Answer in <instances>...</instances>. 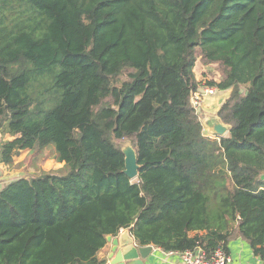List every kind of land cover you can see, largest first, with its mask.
<instances>
[{"label": "trees", "instance_id": "1", "mask_svg": "<svg viewBox=\"0 0 264 264\" xmlns=\"http://www.w3.org/2000/svg\"><path fill=\"white\" fill-rule=\"evenodd\" d=\"M199 63L230 90L228 136L192 101ZM0 133L3 163L51 143L65 163L0 190V264H102L122 229L167 252L239 235L264 257V0H0Z\"/></svg>", "mask_w": 264, "mask_h": 264}, {"label": "crops", "instance_id": "2", "mask_svg": "<svg viewBox=\"0 0 264 264\" xmlns=\"http://www.w3.org/2000/svg\"><path fill=\"white\" fill-rule=\"evenodd\" d=\"M199 80V79H198ZM200 81V80H199ZM201 82V81H200ZM206 85L200 84L199 89L197 91H203ZM220 92V91H219ZM216 92L215 95H206L203 97L201 101H203V107H208L209 104H215V110L210 112L208 115L206 114L203 119L205 133L209 135L211 138H217L213 134L210 133L208 127L205 125V119L207 116H218V111L222 104L226 101V99L230 95V90H223L224 93L219 94ZM216 102H221L216 105ZM209 106L210 108L214 106ZM1 135V133H0ZM228 136V135H227ZM12 139V138H11ZM30 149H25L20 152L19 155L14 157V162L12 164H6L0 161V190L10 181L18 177H28L34 174L41 172L42 170H50L61 168L64 166V162H59L56 157L48 158L47 166L44 163H41L40 166L38 164H34L28 161V154L30 153ZM38 165V166H37ZM28 171L33 172L32 174H28ZM129 229H122L117 236H120L122 233ZM130 231V230H129ZM197 233L204 234L205 231H197L192 230L190 235H196ZM130 234L134 237L135 243L139 244L133 233L130 231ZM140 245V244H139ZM152 248V252L145 259L146 264H183L182 257L180 251H164L160 247L155 244H150ZM227 251L233 258V261L230 264H263L262 257L258 256L254 253L250 243L242 238L239 235L232 236L227 243ZM110 252V244L106 243L104 248L99 253V256L102 260V264L108 263L107 255Z\"/></svg>", "mask_w": 264, "mask_h": 264}, {"label": "water", "instance_id": "3", "mask_svg": "<svg viewBox=\"0 0 264 264\" xmlns=\"http://www.w3.org/2000/svg\"><path fill=\"white\" fill-rule=\"evenodd\" d=\"M205 125L211 134L217 138L227 136L231 131V125L224 123L219 116H207ZM122 150L125 154V173L131 178L139 176L140 165L136 149L130 143H126ZM107 243L110 244V252L107 255V264H146L145 259L152 252L151 245H139L127 230L120 236L108 235Z\"/></svg>", "mask_w": 264, "mask_h": 264}, {"label": "rangeland", "instance_id": "4", "mask_svg": "<svg viewBox=\"0 0 264 264\" xmlns=\"http://www.w3.org/2000/svg\"><path fill=\"white\" fill-rule=\"evenodd\" d=\"M195 71H196L197 77L201 81L200 83L202 85L210 86L211 84L208 83L209 80L215 81L216 83L222 82V75L220 74V72H218L214 68H212L210 71L209 68H207L203 64L199 63L196 66ZM214 85H217V84H214ZM244 90H245V88H244ZM152 92H153V86L151 84L144 83V84L139 85L134 92L133 102L138 103V101H140L142 98H146V97L150 96L152 94ZM217 92H219V94L224 93L223 90H220L219 88H217ZM202 99H199V102L197 104V109L200 111L202 117H204L206 114L208 115L210 112L214 111L216 108H215L214 103H213V105L209 104V106L212 105L214 107L210 108L209 106L208 107L206 106L204 108L203 107L204 102L201 101ZM216 103H217L216 105H218L221 102H216ZM11 138L12 137L10 135H5V136L0 135V144L2 142V139L6 140V139H11ZM126 143L132 144L131 141H129V140L121 141L122 147ZM56 156H57L56 147L54 144L51 143V144L46 145L45 147L32 149L30 151V153L28 154V161L31 163V165H32V163H34V164H38L40 166L41 163H44L45 166L48 167L47 166L48 158L51 159V158H54ZM32 173L33 172L28 171V174H32Z\"/></svg>", "mask_w": 264, "mask_h": 264}, {"label": "built area", "instance_id": "5", "mask_svg": "<svg viewBox=\"0 0 264 264\" xmlns=\"http://www.w3.org/2000/svg\"><path fill=\"white\" fill-rule=\"evenodd\" d=\"M216 92L217 88L215 86L207 85L203 91H196L194 93L192 101L197 106L199 99H202L206 95H214ZM180 253L183 264H230L233 261L231 255L222 245L213 250L197 247L181 251ZM262 263L264 264V257H262Z\"/></svg>", "mask_w": 264, "mask_h": 264}]
</instances>
